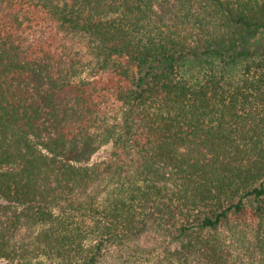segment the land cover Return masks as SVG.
I'll return each instance as SVG.
<instances>
[{
  "label": "trees",
  "instance_id": "16d2710c",
  "mask_svg": "<svg viewBox=\"0 0 264 264\" xmlns=\"http://www.w3.org/2000/svg\"><path fill=\"white\" fill-rule=\"evenodd\" d=\"M0 264H264V0H0Z\"/></svg>",
  "mask_w": 264,
  "mask_h": 264
}]
</instances>
